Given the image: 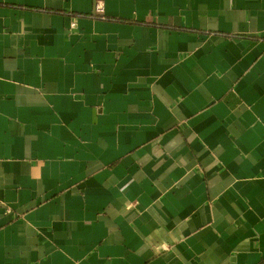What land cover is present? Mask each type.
Here are the masks:
<instances>
[{
    "label": "crops",
    "instance_id": "0c3cea01",
    "mask_svg": "<svg viewBox=\"0 0 264 264\" xmlns=\"http://www.w3.org/2000/svg\"><path fill=\"white\" fill-rule=\"evenodd\" d=\"M0 264H264V0H0Z\"/></svg>",
    "mask_w": 264,
    "mask_h": 264
},
{
    "label": "built area",
    "instance_id": "2783aa9c",
    "mask_svg": "<svg viewBox=\"0 0 264 264\" xmlns=\"http://www.w3.org/2000/svg\"><path fill=\"white\" fill-rule=\"evenodd\" d=\"M99 8H101V6Z\"/></svg>",
    "mask_w": 264,
    "mask_h": 264
}]
</instances>
